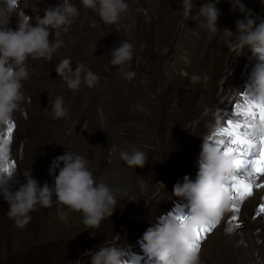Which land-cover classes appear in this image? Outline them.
Wrapping results in <instances>:
<instances>
[{
	"label": "rangeland",
	"instance_id": "rangeland-1",
	"mask_svg": "<svg viewBox=\"0 0 264 264\" xmlns=\"http://www.w3.org/2000/svg\"><path fill=\"white\" fill-rule=\"evenodd\" d=\"M29 2L21 0L20 7L33 15L26 9ZM57 2L44 0L38 6ZM71 2L79 7V17L61 34L63 47L52 61L28 60L30 78L22 89L26 100L0 128V137L7 139L12 125L10 165L21 182L23 174L31 172L41 186H52L58 174V169L49 172L52 161L70 151L88 160L98 182L121 192L112 216L99 228H86L79 212H68L67 221L60 219L54 203L50 208L38 205L30 223L19 229L8 218V203L0 195V264H90L84 253L104 243L141 250L136 239L148 228L146 218L152 221L172 200L178 205L187 202L174 195L173 186L183 183L185 175L195 180L203 137L209 139L216 120L232 109L236 96L231 88L246 91L258 62L250 50L236 56L226 47L223 31L210 37L197 21V9L208 0H192L187 21L181 0H126L127 11L112 25L81 7L79 0ZM242 2L264 19L261 0ZM236 3H217L221 30L235 32V21L243 19L233 8ZM11 20L9 26L15 28L16 16ZM125 40L134 48L131 80L109 63L114 46ZM65 57L72 60L73 70L82 63L98 75V83L70 90L55 72L56 63ZM193 74H207L209 79L192 83ZM56 96L65 101L66 119H53L50 100ZM132 146L148 157L143 168H130L120 159L119 150ZM140 180L147 183L144 192ZM252 184V195L239 203V211L222 212L211 222L215 226L201 235L200 264H264V187L259 186L264 178L256 177ZM125 190L137 199L129 201Z\"/></svg>",
	"mask_w": 264,
	"mask_h": 264
},
{
	"label": "clouds",
	"instance_id": "clouds-1",
	"mask_svg": "<svg viewBox=\"0 0 264 264\" xmlns=\"http://www.w3.org/2000/svg\"><path fill=\"white\" fill-rule=\"evenodd\" d=\"M43 2L30 0L26 9L30 8L33 15H28L20 7L21 0H0V128L13 118L26 100L22 89L23 82L30 78L28 60L52 61L56 51L63 47L61 34L68 33L80 15L79 7L71 0H58L56 4L41 9L38 5ZM217 3L219 0H208L201 5L196 11V19L210 37L223 31L226 47L236 56L246 49L258 57L245 89L249 99L264 102V19L238 0L233 8L239 9L243 19L235 21V32L227 28L221 30L218 18L222 12ZM79 4L108 25L118 24L128 9L126 0H79ZM181 4L183 18L187 21L192 17V0H181ZM13 16H16L15 28L9 26ZM50 36L53 39H49ZM133 52V44L125 40L115 45L110 53L109 63L119 66L118 71L128 80L135 77V72L128 70ZM55 72L74 92L79 90L82 83L93 87L99 81L98 75L82 63L73 70L72 60L67 57L56 63ZM190 79L192 83H199L201 80L207 81L209 76L193 74ZM230 91L233 96L241 94L235 88ZM50 105L53 119L68 117L63 97L56 96L50 100ZM219 124L217 119L215 126L219 127ZM259 131L257 126V134ZM111 150L117 149L113 146ZM10 155V141L0 137V195L8 203L7 216L13 220L15 227L23 229L28 225L32 219L30 213L38 205L50 208L55 203L58 216L65 221L68 212H79L86 228H99L101 222L111 217L116 209V196L121 190L111 188L102 180L98 182L88 160L82 155L67 151L54 158L49 172L52 174L58 169V174L52 186L47 182L41 186L31 172H25L21 182L11 168ZM119 157L130 168H143L148 159L137 146H132L130 150L120 149ZM232 160V156L225 155L207 137H203L195 180L185 175L183 183L177 182L173 186L175 196L189 201L191 214L183 216V221L172 215L162 217L142 235L141 247L148 256L155 258L156 264H200L199 252L189 245L198 227L214 221L218 214L229 209L231 200L224 190V183L233 174ZM157 183L164 188L163 183ZM13 185H18V188L14 190ZM138 185L141 192L147 190L146 181L140 180ZM123 195L128 196L129 201L137 199L134 195L129 196L127 190ZM84 255L90 257V264H127L125 257L128 251L116 244L104 243L97 250L86 251Z\"/></svg>",
	"mask_w": 264,
	"mask_h": 264
},
{
	"label": "snow or ice",
	"instance_id": "snow-or-ice-1",
	"mask_svg": "<svg viewBox=\"0 0 264 264\" xmlns=\"http://www.w3.org/2000/svg\"><path fill=\"white\" fill-rule=\"evenodd\" d=\"M243 103H236L229 117L224 118V126L217 127L209 137L225 155L233 157V174L226 179L224 190L229 193L233 201V212L239 211V203L252 195L253 184L246 179V174L254 169L257 178H264V102L249 99L247 93L241 94ZM259 126V134L256 128ZM12 125L8 126L7 139L11 140ZM264 187V184L259 185ZM260 212L264 213V204L260 205ZM220 214L217 215L219 217ZM183 221V216H177ZM232 219H237L233 216ZM209 223L207 229L200 228L194 231V239L190 248L199 251L201 232L209 231L214 227Z\"/></svg>",
	"mask_w": 264,
	"mask_h": 264
},
{
	"label": "bare ground",
	"instance_id": "bare-ground-1",
	"mask_svg": "<svg viewBox=\"0 0 264 264\" xmlns=\"http://www.w3.org/2000/svg\"><path fill=\"white\" fill-rule=\"evenodd\" d=\"M10 22H12V20L10 21ZM250 173V172H249ZM251 174V173H250ZM257 177V175H253V176H249V177H245L246 179H249V180H251V182H253L254 181V179Z\"/></svg>",
	"mask_w": 264,
	"mask_h": 264
}]
</instances>
